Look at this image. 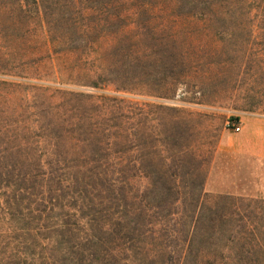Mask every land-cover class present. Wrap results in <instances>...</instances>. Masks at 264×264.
Wrapping results in <instances>:
<instances>
[{"label":"trees","instance_id":"1","mask_svg":"<svg viewBox=\"0 0 264 264\" xmlns=\"http://www.w3.org/2000/svg\"><path fill=\"white\" fill-rule=\"evenodd\" d=\"M254 1L264 15V0ZM234 4L239 0L0 3L13 29L9 46L27 72L39 75L46 60H58L54 81L73 87L22 118L0 110V264H216L217 250L204 246L213 244L216 226L202 214L204 185L199 199H181L168 156L160 154V170H153L148 142L140 161L135 124L124 120L131 117L104 112L105 100L115 98L83 87L139 91L142 75L149 82L153 75L154 48L177 39V26L224 19ZM161 69L163 83L172 77L169 86L147 93L166 96L183 79Z\"/></svg>","mask_w":264,"mask_h":264},{"label":"rangeland","instance_id":"2","mask_svg":"<svg viewBox=\"0 0 264 264\" xmlns=\"http://www.w3.org/2000/svg\"><path fill=\"white\" fill-rule=\"evenodd\" d=\"M239 3L233 5L236 12L224 19H189L177 26V39L162 50L159 45L154 48L153 75L150 82L142 75L139 91H118L114 85L103 90L83 88L115 98L105 100L108 111L104 112L114 110L131 117L124 120L135 124L140 161L146 159L148 142L153 170H160V154L168 156L171 181L181 187V199H199L197 186L204 185L202 214L216 221L214 242L204 246L217 250L216 264H264V202L231 199L230 156L219 151L223 142L240 131L242 116L264 115V15L261 8L253 7V0ZM215 14L222 11L218 8ZM7 17L8 11L0 9V110L8 118H22L30 106L59 102L61 95L56 91L73 87L54 81L53 65L58 60H46L39 75L27 72L25 59H19L9 46L13 29L4 23ZM148 43L142 41L141 50ZM164 66L183 79L170 85L173 90L166 96L147 93L148 88L169 86L172 77L167 83L159 79ZM139 174L144 187L147 179L142 169ZM160 176L158 172L155 179L161 184L166 180ZM203 230L208 231L204 225Z\"/></svg>","mask_w":264,"mask_h":264},{"label":"crops","instance_id":"3","mask_svg":"<svg viewBox=\"0 0 264 264\" xmlns=\"http://www.w3.org/2000/svg\"><path fill=\"white\" fill-rule=\"evenodd\" d=\"M239 120L240 131L219 148L230 156V196L264 202V115L248 113Z\"/></svg>","mask_w":264,"mask_h":264},{"label":"built area","instance_id":"4","mask_svg":"<svg viewBox=\"0 0 264 264\" xmlns=\"http://www.w3.org/2000/svg\"><path fill=\"white\" fill-rule=\"evenodd\" d=\"M239 129V126H235V130H238Z\"/></svg>","mask_w":264,"mask_h":264}]
</instances>
